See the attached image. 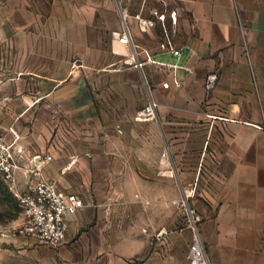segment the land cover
<instances>
[{
    "label": "crops",
    "instance_id": "1",
    "mask_svg": "<svg viewBox=\"0 0 264 264\" xmlns=\"http://www.w3.org/2000/svg\"><path fill=\"white\" fill-rule=\"evenodd\" d=\"M87 1L0 0V65L12 66L10 74L0 71V79L13 82L0 89L18 98L8 107L25 114L44 101L82 132L92 128L87 145L72 140L79 147L61 157L66 163L60 164L62 154L56 156L53 143L45 149L55 154L45 164L49 176L87 171L86 195L97 200H84L85 207L70 218L67 238L97 216L95 225L83 230L76 244L62 245L61 258L51 261L188 264L191 230L169 199L186 194L212 264H264V0H137L136 7L135 0H124L131 14L167 13L151 30L134 18L130 22L140 46L158 60L182 66L181 85L169 89L160 81L170 76L151 72L160 108L158 118L147 121L135 118L148 101L141 72L117 66L118 54L129 49L113 37L121 27L115 3ZM174 10L176 22L169 14ZM38 33L48 34L55 50L42 56L44 65L52 71L61 64L65 73L45 77L58 82L49 88L25 89L20 81L39 75ZM160 42L184 47L183 55L176 59L161 52ZM210 72L219 79L206 96ZM86 77L96 88L84 85ZM100 98L110 114L108 129L98 112ZM100 131L108 137L103 149L95 137ZM165 148L169 157L162 156ZM170 168L175 178L165 172Z\"/></svg>",
    "mask_w": 264,
    "mask_h": 264
},
{
    "label": "built area",
    "instance_id": "2",
    "mask_svg": "<svg viewBox=\"0 0 264 264\" xmlns=\"http://www.w3.org/2000/svg\"><path fill=\"white\" fill-rule=\"evenodd\" d=\"M116 11L121 19V27L113 32V37L129 49L127 54L118 60V68H134L141 72L144 85L147 89V103L137 111L136 120L147 121L158 118L160 104L154 96V88L150 80L151 72L170 76L160 81V86L169 89L174 84L180 86L178 72L182 66L178 62L158 60L154 52L139 45L130 22L131 18L136 19L140 28L151 30L158 23H163L167 19L166 12L154 11L152 17L143 16L141 13L131 14L124 0H114ZM173 22L177 20V12L170 11ZM158 48L161 52H170L176 59L181 58L184 47L170 46L166 42H160ZM148 66H152L149 72ZM219 75L217 72H210L204 81V91L209 95L217 85ZM21 146L16 142H6L0 131V172L4 179L14 181L16 172L19 169ZM163 157H169V150L165 148L162 152ZM53 159L51 154H35L27 162L28 170L26 174L27 182L23 190L12 187L17 197L18 205L21 210V219L18 225V233L27 238L33 239L37 244L57 247L67 239L70 226V218L76 216L84 207L85 202L79 193L62 186L59 181L51 178L45 172V164ZM169 177L175 178L176 171L172 168L166 170ZM176 207L185 214L187 227L191 230L192 241L187 253L188 264H212L206 250L198 227V214L190 205L188 195L173 200ZM163 235L159 232L157 236ZM42 264H59L46 260Z\"/></svg>",
    "mask_w": 264,
    "mask_h": 264
},
{
    "label": "rangeland",
    "instance_id": "3",
    "mask_svg": "<svg viewBox=\"0 0 264 264\" xmlns=\"http://www.w3.org/2000/svg\"><path fill=\"white\" fill-rule=\"evenodd\" d=\"M84 1L85 4H88L87 0ZM111 1L114 4V0ZM138 2L139 1L135 0L134 7L137 6ZM39 22L40 21L38 20L36 24ZM38 36V63L36 67L39 75L36 81H29L27 79L21 80L20 87L25 89L28 88V85H31V87L34 85L37 89L49 88L52 86V83L58 82H51L46 80L45 77H50L53 73H55L56 76H61L65 73V67L61 64L54 65V69L52 71L50 66L44 65L42 56L50 55L54 53L55 50H50V48H53L48 46V34L38 33ZM106 69L109 68L106 66L104 70ZM4 70L10 74L12 72V66L4 65L3 67L0 65V71ZM87 78L88 77L85 78L84 85L90 90L96 88L94 84H90ZM4 83H9L5 88H11L10 85H13L11 79H0V85H4ZM6 93L7 92L0 89V131L2 132L6 142H16L17 144H20L22 156L20 157L19 169L16 172L14 181L4 179L2 173L0 172V264H42L46 260H53L54 257H58L59 260L61 258L59 252L60 247L65 244H76L81 232L83 230L88 231L91 226L95 225L97 216L94 221L86 226L79 227L65 240V242L55 248L37 244L33 239L23 237L17 231L21 219V210L12 187H17L19 190H23L25 188L28 176L26 172L29 169L27 162H29L35 154L48 153L54 158L55 154L53 155V153L45 150L46 146L48 147L53 143L56 153L58 152L56 156L62 154L60 155V159L58 158L60 160V164L66 163V161L61 160V157L66 158L70 154L74 153L77 150V147H79L77 145L80 144L81 141L85 142V145H87L88 143L86 140H89L92 137V133H90L92 128L84 129L82 132L72 121L67 123L64 115L54 113L52 111L51 104H45L44 101L37 104L34 112L25 114L12 112V109L9 107L12 106L14 100L18 98L14 96L6 97ZM99 101L97 102V107L101 123L103 126L106 125L108 129L110 114L102 104L104 103L103 98H100ZM19 116H21L20 119H18ZM15 121H17V125H14ZM96 132L98 131H95V133ZM95 137L97 142L100 143V149H103V144L108 139L107 135L100 131ZM77 138L80 140L78 144H76L75 141H72ZM104 149L108 151V147H104ZM100 165L104 166L105 162L102 161ZM90 168H92V165ZM88 174L89 172L82 171L80 176L77 177L72 175L64 176L63 178L50 177L59 182L61 181L62 183H66L67 186L69 185V187L73 190H80L81 194H84V196L82 195L84 197L83 199L87 203L94 204V201L96 202L97 200H92L88 194L86 195V190L88 189V184L86 185V183L87 181H90V177L88 178L87 176ZM168 186H170V182L166 184V191L169 189ZM102 189H104V187H102ZM167 194L168 193H166V195ZM175 198L176 197H173V194H171V198H169L171 199V202H169L176 208V205L173 203ZM116 200L119 202V199ZM106 216L107 217H105V219L108 222V215ZM60 262L62 263V261ZM136 262L137 264H141L140 260H136Z\"/></svg>",
    "mask_w": 264,
    "mask_h": 264
},
{
    "label": "bare ground",
    "instance_id": "4",
    "mask_svg": "<svg viewBox=\"0 0 264 264\" xmlns=\"http://www.w3.org/2000/svg\"><path fill=\"white\" fill-rule=\"evenodd\" d=\"M120 47V46H119ZM124 49V48H123Z\"/></svg>",
    "mask_w": 264,
    "mask_h": 264
}]
</instances>
